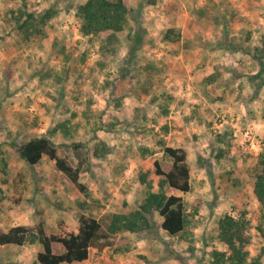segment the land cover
<instances>
[{
  "label": "rangeland",
  "instance_id": "374dc122",
  "mask_svg": "<svg viewBox=\"0 0 264 264\" xmlns=\"http://www.w3.org/2000/svg\"><path fill=\"white\" fill-rule=\"evenodd\" d=\"M86 1L0 0V233L40 215L49 234L61 223L76 231L80 214L108 225L138 210L149 185L158 190L154 162L164 171L172 162L164 148L184 147L190 192L164 186L182 198L184 230L168 235L152 211L150 228L122 232L74 264H226L215 256L227 252L218 238L225 214L245 216L247 262L264 264L253 193L264 172V69L253 57L264 43V0H123L122 31L83 36L77 10ZM19 9L53 14L26 36L13 19ZM39 136L81 164L86 192L53 160L30 166L12 146ZM39 251L0 245V264H39Z\"/></svg>",
  "mask_w": 264,
  "mask_h": 264
},
{
  "label": "trees",
  "instance_id": "16d2710c",
  "mask_svg": "<svg viewBox=\"0 0 264 264\" xmlns=\"http://www.w3.org/2000/svg\"><path fill=\"white\" fill-rule=\"evenodd\" d=\"M46 11L36 16L22 9L13 12V19L20 31L26 36L43 32V26L52 16ZM128 8L123 0H87L77 10L80 20L79 31L83 36H99L104 32L122 31L127 23ZM172 32L173 30H169ZM169 38V34L165 35ZM253 57L264 69V43L256 47ZM260 72V73H261ZM264 79H261V83ZM60 126V125H59ZM65 130V129H64ZM15 151L28 165L38 164L44 156L55 163V167L64 173L82 192L86 186L80 182L81 164L73 165L57 145L46 136L33 137L25 142L13 143ZM74 149L80 147L73 144ZM2 144L0 143V154ZM103 149H95L94 154L102 156ZM164 153L171 159V166L164 171L155 161V173L161 177L159 188L153 190L149 185L147 195L139 207L128 214H114L108 225L87 214H80L76 231H66L62 223L59 234H49L40 215L35 225H16L0 233V245L23 246L26 243H38L41 251L37 253L39 264H74L85 262L90 250L103 252L112 248L120 233H136L150 228L147 215L157 211L162 217V229L170 236H176L184 230L185 216L182 198L176 194H167L164 186L187 194L191 190L190 152L184 147L167 146ZM19 185L16 184V187ZM253 193L264 211V172L257 173ZM264 215V212H263ZM218 238L227 246V252L215 251V256L226 264H260L259 260L248 263V245L250 243L249 222L245 216L233 217L225 214L218 220ZM54 245H59L62 252H55Z\"/></svg>",
  "mask_w": 264,
  "mask_h": 264
}]
</instances>
